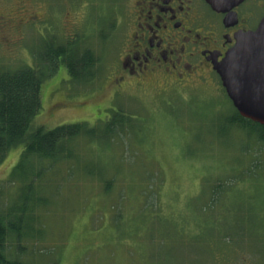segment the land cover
I'll list each match as a JSON object with an SVG mask.
<instances>
[{
  "label": "rangeland",
  "instance_id": "1",
  "mask_svg": "<svg viewBox=\"0 0 264 264\" xmlns=\"http://www.w3.org/2000/svg\"><path fill=\"white\" fill-rule=\"evenodd\" d=\"M36 1L38 14L48 20L26 27L23 35L0 31V69L37 66L46 42L66 44L65 37L75 33L60 22L58 7L51 17ZM116 1L68 0V20L79 23L83 48L97 59L95 76L75 82L61 64L42 86V109L31 128L83 121L97 133L69 142L64 150L70 156L39 183L44 203L28 210L26 223L41 232L20 241L26 249L19 260L264 264V142L230 121L232 102L210 83L178 96L148 81L111 98L119 49L118 36L115 45L108 42V22ZM12 6L0 0V10ZM115 9L121 17L122 8ZM50 24V35L41 36L42 25ZM120 114L127 120L111 135L106 123ZM21 151L11 150L0 164V204L19 193V183L7 180ZM16 244L15 238L9 241L10 255Z\"/></svg>",
  "mask_w": 264,
  "mask_h": 264
},
{
  "label": "flooded vegetation",
  "instance_id": "2",
  "mask_svg": "<svg viewBox=\"0 0 264 264\" xmlns=\"http://www.w3.org/2000/svg\"><path fill=\"white\" fill-rule=\"evenodd\" d=\"M11 1V11L0 10V31L5 36L6 30H18L23 35L26 27L33 29L48 20L38 14L36 0ZM40 3L45 10L47 6L51 17L59 8L60 22L75 30L68 39L65 37L66 44L76 43L83 48L79 23L77 26L68 20V0ZM114 7H121L123 14L119 17L114 8L108 22L111 30L108 42L115 45L113 36H118L119 49L117 68L111 74L114 85L111 98L126 88L144 87L148 81L157 83L163 92L178 96L196 93L197 84L209 83L217 93L226 94L214 67L235 46L240 35L255 31L264 18V0H240L236 4L219 0H120ZM52 28L51 24L42 25L41 36L48 35ZM105 36L102 38L107 40Z\"/></svg>",
  "mask_w": 264,
  "mask_h": 264
},
{
  "label": "trees",
  "instance_id": "3",
  "mask_svg": "<svg viewBox=\"0 0 264 264\" xmlns=\"http://www.w3.org/2000/svg\"><path fill=\"white\" fill-rule=\"evenodd\" d=\"M39 54L41 56L43 52ZM39 60L37 66L0 69V164L11 150L22 147L18 161L7 180L8 184L19 183V193L13 203L0 204V264H26L19 260L20 254L26 249L21 246L20 241L27 234L34 236L41 232V228H31L26 223L28 210L35 203H44V196H40L42 189H38L39 183L49 170L56 168L57 162L70 156L68 151L66 153L64 150L69 142L78 137H95L97 133V127L83 121L49 130L42 126L31 128L34 118L42 109V86L55 76L61 64L65 66L73 81L82 83L95 76L97 66L93 50L82 48L76 43H47L45 53ZM114 111L123 112L119 108ZM234 111L230 121L241 128H247L258 142H264V125L243 118ZM126 120V116L122 114L118 118L113 117L106 123V132L112 135L114 126H122ZM12 238L17 242L14 256L8 253V244Z\"/></svg>",
  "mask_w": 264,
  "mask_h": 264
},
{
  "label": "water",
  "instance_id": "4",
  "mask_svg": "<svg viewBox=\"0 0 264 264\" xmlns=\"http://www.w3.org/2000/svg\"><path fill=\"white\" fill-rule=\"evenodd\" d=\"M238 1L219 0L228 4ZM214 68L238 113L264 125V18L255 31L240 35Z\"/></svg>",
  "mask_w": 264,
  "mask_h": 264
}]
</instances>
